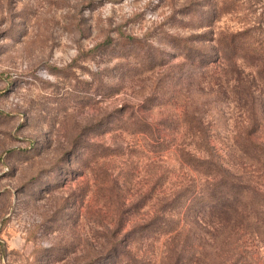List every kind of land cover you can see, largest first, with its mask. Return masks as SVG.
I'll use <instances>...</instances> for the list:
<instances>
[{"label": "rangeland", "instance_id": "374dc122", "mask_svg": "<svg viewBox=\"0 0 264 264\" xmlns=\"http://www.w3.org/2000/svg\"><path fill=\"white\" fill-rule=\"evenodd\" d=\"M219 49L248 90L198 64ZM261 53L264 0H0V264H111L109 242L186 174L193 112L222 154L246 129L264 143ZM219 242V264H264V223Z\"/></svg>", "mask_w": 264, "mask_h": 264}, {"label": "trees", "instance_id": "16d2710c", "mask_svg": "<svg viewBox=\"0 0 264 264\" xmlns=\"http://www.w3.org/2000/svg\"><path fill=\"white\" fill-rule=\"evenodd\" d=\"M223 51L217 50L212 60L201 57L198 64L222 70L224 80L215 82L218 88L225 82L235 88L244 84L248 90L251 81L247 66L232 62L234 53L230 57ZM256 59L263 62L258 72L264 79V54H257ZM188 118L192 126L187 134L198 141L179 149L178 161L186 168V174L178 177L168 192L157 194L154 215L146 214L121 238L109 242L105 254L111 264H219V240L227 225L264 223V184L256 182L264 170V143L252 140L255 131L246 129L243 137L238 135L243 140L224 146L222 154L210 142L209 127L201 114L193 112ZM158 132L154 146L157 153L167 148L165 135L162 130ZM249 161L258 167L256 176ZM247 162L245 168L251 171L243 172ZM157 181L162 184V177ZM206 212L212 220H203ZM116 235L119 234L113 236ZM161 240L162 248L155 251L153 244Z\"/></svg>", "mask_w": 264, "mask_h": 264}]
</instances>
